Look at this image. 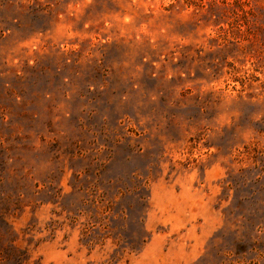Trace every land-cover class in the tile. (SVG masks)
Wrapping results in <instances>:
<instances>
[{
  "label": "rangeland",
  "instance_id": "1",
  "mask_svg": "<svg viewBox=\"0 0 264 264\" xmlns=\"http://www.w3.org/2000/svg\"><path fill=\"white\" fill-rule=\"evenodd\" d=\"M0 264H264V0H0Z\"/></svg>",
  "mask_w": 264,
  "mask_h": 264
}]
</instances>
